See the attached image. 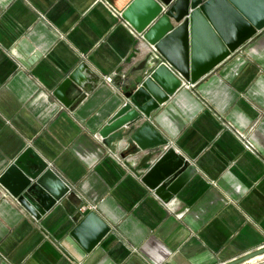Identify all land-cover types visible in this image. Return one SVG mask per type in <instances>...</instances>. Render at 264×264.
Wrapping results in <instances>:
<instances>
[{"label": "crops", "instance_id": "1", "mask_svg": "<svg viewBox=\"0 0 264 264\" xmlns=\"http://www.w3.org/2000/svg\"><path fill=\"white\" fill-rule=\"evenodd\" d=\"M131 1L0 0V176L31 148L71 188L37 220L0 185V264H224L264 246V30L151 112L187 162L166 201L141 182L161 153L99 134L155 52L114 9ZM89 213L110 233L87 251Z\"/></svg>", "mask_w": 264, "mask_h": 264}, {"label": "water", "instance_id": "2", "mask_svg": "<svg viewBox=\"0 0 264 264\" xmlns=\"http://www.w3.org/2000/svg\"><path fill=\"white\" fill-rule=\"evenodd\" d=\"M119 12L156 52L147 51L138 66L117 82L120 91L126 89L122 92L125 102L99 134L109 141L120 133L140 150L160 152L141 182L169 201L173 194L162 193L185 172L187 162L150 124V114L176 95L182 80L196 84L262 32L264 0H132ZM85 67L81 64L76 73ZM75 81L73 73L55 92L66 107L78 96L81 86ZM71 82L77 87H72L74 96L67 100ZM139 121L141 125L136 126ZM0 185L37 220L59 205L71 189L31 148L14 158L1 174ZM83 222L97 229L86 242L90 251L110 228L94 213ZM262 255L264 247L224 264H242Z\"/></svg>", "mask_w": 264, "mask_h": 264}, {"label": "built area", "instance_id": "3", "mask_svg": "<svg viewBox=\"0 0 264 264\" xmlns=\"http://www.w3.org/2000/svg\"><path fill=\"white\" fill-rule=\"evenodd\" d=\"M113 14H114V12H113ZM131 32H132V34H133L134 36H136V34L139 35V36H141V35L138 34V33L135 34V33H134L135 31H133V30H131ZM151 48H153V46H151ZM113 76H115V73L112 74L111 76H110V75H109V76H106V77H105V81H107V82H112ZM183 86H184L185 88H189V86L186 85V84H184V83H183ZM246 148H247V149H252L251 144L247 143V144H246ZM263 247H264V246H263Z\"/></svg>", "mask_w": 264, "mask_h": 264}, {"label": "bare ground", "instance_id": "4", "mask_svg": "<svg viewBox=\"0 0 264 264\" xmlns=\"http://www.w3.org/2000/svg\"><path fill=\"white\" fill-rule=\"evenodd\" d=\"M108 3V2H107ZM109 4V3H108ZM110 6H111V4H109ZM114 8V7H113ZM116 10V9H115ZM117 11V10H116ZM117 12H119V11H117ZM120 13V12H119ZM121 14V13H120ZM134 30V29H133ZM135 31V30H134ZM136 32V31H135ZM137 33V32H136ZM138 34H140L141 36V38H142V40H143V42L146 44V45H148V46H153V49H154V51L156 52V49H155V47H154V45L153 44H149V43H147L144 39H143V35H142V33H138ZM182 82H188V81H185V80H182ZM182 82H181V85H182ZM188 83H190V82H188ZM190 84H192V83H190ZM181 85H180V88H181ZM190 87V86H189ZM103 139V138H102Z\"/></svg>", "mask_w": 264, "mask_h": 264}, {"label": "rangeland", "instance_id": "5", "mask_svg": "<svg viewBox=\"0 0 264 264\" xmlns=\"http://www.w3.org/2000/svg\"><path fill=\"white\" fill-rule=\"evenodd\" d=\"M189 86H190V87H189L188 89H191V88H194V87H195V84H191V85H189ZM182 87H184V86L181 85V88H182ZM181 88H180V89H181Z\"/></svg>", "mask_w": 264, "mask_h": 264}]
</instances>
